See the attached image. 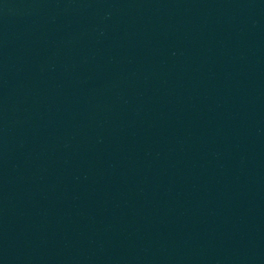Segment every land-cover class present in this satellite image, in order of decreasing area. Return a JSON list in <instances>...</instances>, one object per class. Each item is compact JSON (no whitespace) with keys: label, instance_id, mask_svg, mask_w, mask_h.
Returning <instances> with one entry per match:
<instances>
[{"label":"water","instance_id":"obj_1","mask_svg":"<svg viewBox=\"0 0 264 264\" xmlns=\"http://www.w3.org/2000/svg\"><path fill=\"white\" fill-rule=\"evenodd\" d=\"M0 142L264 212V0H0Z\"/></svg>","mask_w":264,"mask_h":264}]
</instances>
